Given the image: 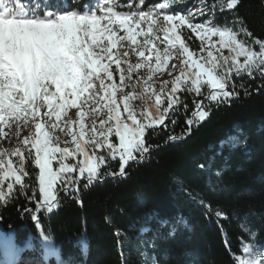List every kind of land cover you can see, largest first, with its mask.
I'll return each mask as SVG.
<instances>
[{"label": "snow or ice", "instance_id": "snow-or-ice-1", "mask_svg": "<svg viewBox=\"0 0 264 264\" xmlns=\"http://www.w3.org/2000/svg\"><path fill=\"white\" fill-rule=\"evenodd\" d=\"M181 3L96 0L81 11L67 0H44L41 13L39 2L31 9L22 0H0V136L29 130L12 150L0 148V202L20 193L36 205L32 211L51 214L58 190L126 177L130 163L151 154L148 137L175 126L181 106L188 111V96L187 127L181 136L169 134L171 143L190 136L214 106L238 99L239 89L249 95L238 78H259L264 87V39L242 20L214 22V3L200 0L187 10ZM240 4L225 0L219 8ZM193 36L198 49L189 43ZM163 69L171 79L157 84ZM116 160L118 171L104 170ZM29 163L38 169L35 185L26 181ZM242 230L253 242L230 253L234 264H264V245L247 225Z\"/></svg>", "mask_w": 264, "mask_h": 264}, {"label": "trees", "instance_id": "trees-1", "mask_svg": "<svg viewBox=\"0 0 264 264\" xmlns=\"http://www.w3.org/2000/svg\"><path fill=\"white\" fill-rule=\"evenodd\" d=\"M22 2L31 9L39 2L42 13L44 0ZM95 2L67 0L66 6L83 11ZM203 2L217 6L214 22L242 20L264 39V0H241L235 11L220 10L225 0ZM208 18L206 13L200 20ZM189 43L199 48L194 36ZM240 80L249 95L239 89L238 99L214 106L190 136L171 143L169 134L181 136L187 127L193 110L188 96V111L181 106L175 126L148 137L151 154L130 163L126 177L106 176L86 188L81 183L79 191L58 190L60 204L51 214L32 211L36 205L20 193L0 202V234L16 251V264H234L230 253L240 254L242 241L253 242L242 225L264 245V87L259 78L244 76L237 84ZM27 168L26 181L35 185L38 169L31 163ZM118 168L116 160L104 170ZM216 211L227 219H218ZM5 262L0 244V264Z\"/></svg>", "mask_w": 264, "mask_h": 264}, {"label": "rangeland", "instance_id": "rangeland-1", "mask_svg": "<svg viewBox=\"0 0 264 264\" xmlns=\"http://www.w3.org/2000/svg\"><path fill=\"white\" fill-rule=\"evenodd\" d=\"M185 1L186 2L184 5H181V4L178 5V7L182 10H187L189 8L194 7L198 3H200V0H185ZM121 3H123L122 0H121ZM185 5L186 6L188 5V6L186 7ZM201 17L202 16L198 17V19H200ZM167 72H168L167 69L158 70L157 76L154 78L157 84L162 82V80L171 79V77L168 76ZM75 111H76L75 109L69 110V113H68L69 117H71L72 113ZM28 134H29V130L25 128V129H21L18 134L16 132H10L7 137L0 136V148H7L8 150H12L19 143V140L23 136L28 135ZM0 240H1V236H0ZM2 247L5 250V257H6L5 263L6 264H9V263L16 264L17 263L16 251L13 248L9 247L6 243H4ZM27 248H32V246L28 244Z\"/></svg>", "mask_w": 264, "mask_h": 264}, {"label": "bare ground", "instance_id": "bare-ground-1", "mask_svg": "<svg viewBox=\"0 0 264 264\" xmlns=\"http://www.w3.org/2000/svg\"><path fill=\"white\" fill-rule=\"evenodd\" d=\"M8 256H9V254H8ZM9 261H11V260H9Z\"/></svg>", "mask_w": 264, "mask_h": 264}]
</instances>
